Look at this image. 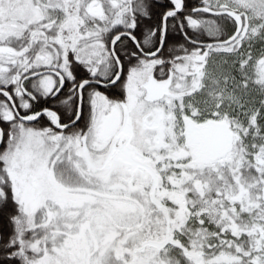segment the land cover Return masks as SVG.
I'll use <instances>...</instances> for the list:
<instances>
[{
  "label": "snow or ice",
  "instance_id": "6c2138e0",
  "mask_svg": "<svg viewBox=\"0 0 264 264\" xmlns=\"http://www.w3.org/2000/svg\"><path fill=\"white\" fill-rule=\"evenodd\" d=\"M0 264H264V0H0Z\"/></svg>",
  "mask_w": 264,
  "mask_h": 264
}]
</instances>
